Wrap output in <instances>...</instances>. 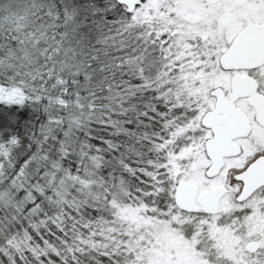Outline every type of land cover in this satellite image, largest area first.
<instances>
[{
  "label": "snow or ice",
  "instance_id": "6c2138e0",
  "mask_svg": "<svg viewBox=\"0 0 264 264\" xmlns=\"http://www.w3.org/2000/svg\"><path fill=\"white\" fill-rule=\"evenodd\" d=\"M0 264H264V0H0Z\"/></svg>",
  "mask_w": 264,
  "mask_h": 264
}]
</instances>
